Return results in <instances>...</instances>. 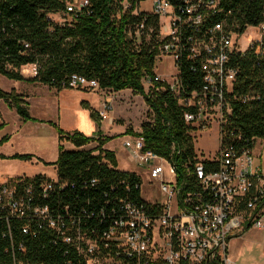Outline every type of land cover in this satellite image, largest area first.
<instances>
[{
  "label": "trees",
  "instance_id": "obj_1",
  "mask_svg": "<svg viewBox=\"0 0 264 264\" xmlns=\"http://www.w3.org/2000/svg\"><path fill=\"white\" fill-rule=\"evenodd\" d=\"M73 1L0 0V74L58 91L73 89V75L97 80L102 90H131L144 98L150 114L140 133H127L141 135L146 149L163 157L172 156L178 161L179 150H185V156L192 155L189 127L167 84L158 83L156 86L162 90L149 93L142 84L146 74L154 75L159 19H147L145 31L151 36L147 42L146 32L138 38L133 29H128L133 28L138 17H118L114 0H89L90 6L75 14L67 9ZM217 5L215 11L207 13L203 29L223 23L227 30L242 35L248 27L264 24V0H218ZM57 16L63 22L55 21ZM201 61L184 55L177 62L179 78L188 91L199 90L204 84ZM230 65L237 75L229 93L232 112L223 129V142L236 148H253L257 139H264V36L248 50L235 51ZM26 67L35 68V73L25 75ZM0 100L14 107L24 122L32 119L26 101L15 90L7 92L0 87ZM91 116L100 127L103 119L99 112L93 111ZM57 130L60 142L65 137L75 148L68 150L60 145L55 166L57 182L48 198L41 196V186L50 180L46 175L27 179L36 185V204L48 206L65 218H74L79 226L96 233L108 230L125 217L127 205L148 206L138 175L120 170L115 153L104 149L114 137H103L101 130L92 136L79 131L67 134L59 127ZM92 143L96 146L87 149ZM7 217L8 212L0 206V264H13L14 252L22 264H83L52 232L24 235V223L17 219L11 220L10 231ZM21 245L26 252L20 251Z\"/></svg>",
  "mask_w": 264,
  "mask_h": 264
},
{
  "label": "built area",
  "instance_id": "obj_2",
  "mask_svg": "<svg viewBox=\"0 0 264 264\" xmlns=\"http://www.w3.org/2000/svg\"><path fill=\"white\" fill-rule=\"evenodd\" d=\"M114 1L118 17H138L133 28H128L136 36L150 34L145 31L148 18L159 19L156 64L170 57L176 71L167 80L154 70V75L143 77L142 84L148 87L147 93L161 91L163 87L158 88V83L167 84L183 110L193 153L185 156V150L177 151L178 161L172 156L163 157L147 150L141 135L129 134L124 142L128 160L145 172L150 188L159 186L160 196L157 191L153 201L142 196L148 203L145 208L127 205L126 216L102 233L88 231L74 218L36 204V185L26 182L33 177L0 183V206L8 212V228L11 231V220L17 219L24 223V235L52 232L83 264H230L229 242L235 232L264 229V171L256 165L253 148L241 149L223 142V129L232 112L229 93L237 75L230 60L235 51H241L234 44L235 37L239 39L241 35L227 30L223 23L203 29L207 13L218 8V0H178L180 5L174 0ZM147 2L150 6L146 8ZM89 6V0H74L67 9L75 14ZM258 28L261 36L253 46L264 36V24ZM150 38H146L147 42ZM184 55L190 60L202 59L204 84L199 90L188 91L179 78L177 62ZM70 86L100 89L97 80L80 75L71 77ZM110 109L106 101L99 112L102 119L107 118ZM216 129L218 150L206 152L198 148L204 134ZM172 150L174 153L175 144ZM136 174L142 189V177ZM47 177L50 180L41 186L45 199L54 189L57 174ZM19 249L26 252L24 245ZM13 256V264H22L16 252Z\"/></svg>",
  "mask_w": 264,
  "mask_h": 264
},
{
  "label": "rangeland",
  "instance_id": "obj_3",
  "mask_svg": "<svg viewBox=\"0 0 264 264\" xmlns=\"http://www.w3.org/2000/svg\"><path fill=\"white\" fill-rule=\"evenodd\" d=\"M150 2L144 4L149 7ZM55 21L63 22V19L54 17ZM258 27H248L234 44L239 50L246 51L249 46L260 38ZM239 40V42H237ZM155 71L163 78L170 80L176 68L170 57L158 61ZM25 75H33V67L23 69ZM0 87L4 91L12 89L21 91L25 95L26 106L32 117L24 122L14 107L6 102H1L0 120L6 121L4 128H0V183H10L19 177H34L39 174H55V166L60 157V145L71 150L72 145H65L59 140L57 127L67 134H74L79 127H93V134L97 133L99 126L91 116L93 111L104 108L105 99L109 97L112 111V123L107 119L102 127V134H111L113 142L107 147L117 156V167L123 171L137 170L135 165L128 160L124 142L127 131H140L142 123L149 120L150 109L145 104L144 98L131 90L107 91L101 89L80 90L65 89L58 91L43 84L15 81L0 74ZM147 93L148 87H144ZM20 93V92H19ZM102 108V109H103ZM2 120V121H3ZM219 133L215 131L204 134L198 148L206 152H216L219 146ZM8 136V139H4ZM59 141V142H58ZM71 145V146H70ZM95 145L86 146L87 149ZM255 162L261 171H264V139H257L253 146ZM32 156L30 159H21L17 156ZM142 177V196L147 201H153L160 196L159 186L150 188L148 177L143 170L138 171ZM157 191V194L155 193ZM230 264H264V229L249 228L244 233L238 231L229 242Z\"/></svg>",
  "mask_w": 264,
  "mask_h": 264
},
{
  "label": "crops",
  "instance_id": "obj_4",
  "mask_svg": "<svg viewBox=\"0 0 264 264\" xmlns=\"http://www.w3.org/2000/svg\"><path fill=\"white\" fill-rule=\"evenodd\" d=\"M12 90H15V89H12ZM11 90V91H12ZM102 90V89H101ZM18 94H20V95H22L23 96V99L26 101V102H28L27 101V99H25V95L21 92V91H17V90H15ZM104 93H107V91H110V90H108V89H105V90H102ZM8 92H10V91H8ZM3 100H0V107H1V102H2ZM106 101H109V97H107V99H105V102ZM5 102V101H4ZM8 104V103H7ZM146 104V103H145ZM103 107H102V104H101V108L100 109H98L97 111L98 112H100V111H102L103 109H102ZM112 111H110V112H108V114H107V120L109 121V122H111L112 123V120H113V117H112ZM106 119H103L102 121H101V126L99 127V130H102V127H103V124H104V121L106 120ZM3 119H1L0 120V128H4L5 127V125H6V121H2ZM79 132H81V133H83L84 135H86V136H92V135H94L92 132H93V130H95V128H94V126L93 127H88V128H86L85 129V127H79ZM141 131V130H140ZM140 131H136V133L137 132H140ZM129 134H127V136H128ZM102 136L103 137H111L112 135L111 134H105V133H103L102 134ZM5 138L6 139H8L9 137L8 136H5ZM114 141V139L113 140H111V141H109V142H113ZM59 142V141H58ZM109 142L108 143H106L105 144V146H104V149L105 150H109V151H112L111 149H109L108 147H107V145L109 144ZM65 145H68V144H71V143H69V142H65L64 143ZM95 145L96 146V144L95 143H92V144H90V145ZM72 145V144H71ZM70 145V146H71ZM89 145V146H90ZM94 146V147H95ZM94 147H92V148H94ZM72 148H75L73 145H72ZM112 152H114V151H112ZM116 156V155H115ZM117 157V156H116ZM117 159V158H116ZM130 162V161H129ZM131 163V162H130ZM132 165H134L133 163H132ZM55 169V174L54 175H49V174H47V173H45V174H43V175H46V176H49V177H54L56 174H57V170H56V167L54 168ZM120 169V168H119ZM121 170V169H120ZM138 171H139V169L137 168V170L135 169V170H132V172H136V173H138Z\"/></svg>",
  "mask_w": 264,
  "mask_h": 264
}]
</instances>
